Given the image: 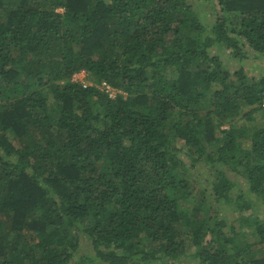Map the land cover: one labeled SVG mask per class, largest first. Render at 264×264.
Here are the masks:
<instances>
[{"label":"trees","instance_id":"trees-1","mask_svg":"<svg viewBox=\"0 0 264 264\" xmlns=\"http://www.w3.org/2000/svg\"><path fill=\"white\" fill-rule=\"evenodd\" d=\"M215 4L205 25L188 0H0V264H264L263 214L228 223L191 195L202 164L246 212L240 167L264 205V113L240 127L264 76L210 54L264 58V0Z\"/></svg>","mask_w":264,"mask_h":264},{"label":"rangeland","instance_id":"rangeland-1","mask_svg":"<svg viewBox=\"0 0 264 264\" xmlns=\"http://www.w3.org/2000/svg\"><path fill=\"white\" fill-rule=\"evenodd\" d=\"M189 3L192 4L193 8L199 13V19L201 23H204L205 25H210L214 21V14H213V6L216 7L215 5V0H188ZM209 29V28H207ZM244 53V59L243 60H238L234 58L231 54L230 51L224 48H217L212 47L210 49V54L211 55H216L220 61L222 62L224 68L230 72L236 71V70H241L246 77L250 78H261L264 76V58L261 56H258L256 53L249 49L243 50ZM84 75H80V78H83ZM85 79V76L84 78ZM86 81V80H85ZM88 83V81H86ZM207 107L204 105V108ZM249 111L248 108L244 109L242 112L246 113ZM264 113V107L263 111L259 112L257 114H253L251 118L254 119L249 120L242 118L240 122V127L244 128L249 134L253 132V130L258 127V120L261 119L262 114ZM239 118L234 120V123L239 122ZM228 129V124L222 125L220 130H227ZM218 136H221L219 133ZM181 145L180 142H178V146ZM181 160H183L187 167H189V162L188 159L185 158V156L180 157ZM235 170L231 169L229 167H224V171L226 172L228 178L233 181L234 183V189L231 191V196L232 200L234 195H239L241 194L243 199L242 202L244 203H249L250 209L247 210L246 212L239 213V210L237 208L236 204V199L233 200L231 203L228 204H222V203H215L211 197V190L209 183L214 179V176L211 174L213 173L210 170H205L202 164H197L195 168L192 170L188 171L187 173L189 174L192 184V192L191 195L193 199L195 200L194 202H202L204 201L203 206L205 205V209L207 210H215L216 213L226 220L228 223H235L237 225L236 219L240 214H243V216L248 217L250 214L255 213L261 216L263 214L264 216V205L261 203L260 198L257 196H254L251 194L246 186V182L244 179L240 177V175L237 174V172L241 171L240 167H235ZM186 173V169H183ZM194 182V183H192ZM247 231H249L247 229ZM249 233V232H247ZM80 240V245L78 247V251L75 254V258H78L79 256L83 254H90L91 249L90 246L87 242L83 241L81 237L79 238ZM82 240V241H81ZM260 247V246H257ZM177 264H199L195 259H191L189 257L181 259Z\"/></svg>","mask_w":264,"mask_h":264},{"label":"built area","instance_id":"built-area-1","mask_svg":"<svg viewBox=\"0 0 264 264\" xmlns=\"http://www.w3.org/2000/svg\"><path fill=\"white\" fill-rule=\"evenodd\" d=\"M80 75H84V73L81 72V73H79V74L74 75V76H73V81H78V82H80V83L85 87V86L88 85V84H87V82L83 79L84 76H83V78H80V77H79ZM101 87L103 88L104 92H107V93L109 94L110 97H114L115 92H114V90H113L111 87H109L108 85H105V83H102Z\"/></svg>","mask_w":264,"mask_h":264}]
</instances>
